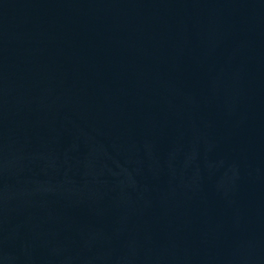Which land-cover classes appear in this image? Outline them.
I'll return each mask as SVG.
<instances>
[{
  "label": "water",
  "instance_id": "obj_1",
  "mask_svg": "<svg viewBox=\"0 0 264 264\" xmlns=\"http://www.w3.org/2000/svg\"><path fill=\"white\" fill-rule=\"evenodd\" d=\"M0 264H264V194L145 0H0Z\"/></svg>",
  "mask_w": 264,
  "mask_h": 264
}]
</instances>
